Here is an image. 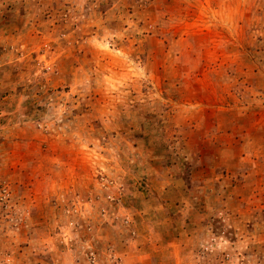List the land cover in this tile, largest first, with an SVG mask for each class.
<instances>
[{
	"label": "rangeland",
	"instance_id": "374dc122",
	"mask_svg": "<svg viewBox=\"0 0 264 264\" xmlns=\"http://www.w3.org/2000/svg\"><path fill=\"white\" fill-rule=\"evenodd\" d=\"M0 264H264V0H0Z\"/></svg>",
	"mask_w": 264,
	"mask_h": 264
}]
</instances>
